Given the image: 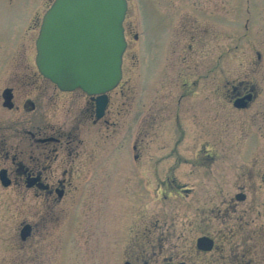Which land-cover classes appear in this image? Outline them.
<instances>
[{"label": "flooded vegetation", "instance_id": "obj_1", "mask_svg": "<svg viewBox=\"0 0 264 264\" xmlns=\"http://www.w3.org/2000/svg\"><path fill=\"white\" fill-rule=\"evenodd\" d=\"M206 5L209 21L206 30L212 32L213 0H206ZM29 15L24 27L17 29L0 62V185L12 189L16 195L31 197L29 206L14 207L15 215L21 217L20 243L14 258L2 259V264H50L51 258L41 253L39 245L66 244L63 235L69 233L67 211L69 203L76 199L79 234L75 239L81 243L96 234L99 243L109 245L106 264H262V222H232L231 226H226L227 232L219 231L226 242L221 246L218 232L209 228L212 211L199 209L198 228L203 225V229L195 233L190 250L183 252L175 242L181 240V234L177 233L180 221L160 220L161 227L152 222L150 194L166 197L190 191V188H182L175 172L181 164H195L197 155L181 156L177 143L168 150L160 144L155 147L148 138L152 129L148 123L144 126L146 140L142 141V156L136 153L133 157H118L123 144L127 154L129 146L134 151L138 143L132 140V124H125L131 138L127 142L118 143L110 134L116 131L122 110L115 105L113 90L105 96L88 95L80 89L62 90L43 76L36 65L38 10ZM176 23L179 31L182 24ZM249 23L247 19V30ZM259 26L261 23L253 30L258 32ZM225 31L229 30L225 28ZM231 48L233 45L228 46L227 60L223 61L228 75L225 76L227 91L223 94L225 105L237 111L260 109L264 104V97L257 91L263 67L260 50L255 48L258 60L245 65L242 59L234 66L229 59ZM188 68V73L179 68L186 91L196 82L191 77L194 71ZM132 118L130 110L129 120ZM2 176L7 186L3 185ZM239 194L243 199L237 198ZM246 197L243 186L235 199L244 201ZM119 201L130 207L121 205L124 214ZM224 211L222 222L230 223L229 207ZM26 213L28 215H24ZM60 214L65 219L58 232L60 236L48 240L52 230L47 234L44 230L52 228L62 218ZM25 227L28 234L24 237ZM202 238L210 239L211 245L208 240L199 243ZM34 245L38 246L33 248Z\"/></svg>", "mask_w": 264, "mask_h": 264}, {"label": "rangeland", "instance_id": "obj_2", "mask_svg": "<svg viewBox=\"0 0 264 264\" xmlns=\"http://www.w3.org/2000/svg\"><path fill=\"white\" fill-rule=\"evenodd\" d=\"M52 1L0 0V62L30 12L38 10L39 31L42 15ZM207 13L206 0H128L123 78L120 87L111 92L115 105L122 109L118 127L110 133L112 138L118 143L131 139L125 128L128 123L133 127L132 140L138 143V149L133 151L129 146L127 154L122 143L118 157H133L136 153L142 156L144 126L148 123L152 126L148 138L155 147L160 144L168 150L177 143L181 156L198 157L195 164H181L175 172L182 188L190 191L166 197L149 196L152 222L158 227L162 220L169 222L172 218L182 223L177 229L181 240H175L181 252L190 250L195 233L203 229L202 224L198 228L199 209L212 211L209 228L218 232L221 246L226 242L219 231L227 232L226 226L232 222L264 224V104L258 110L252 107L237 111L226 106L223 98L228 76L223 61L227 60L226 50L232 45L229 59L233 65L242 59L245 65L258 60L255 52L260 50L263 67L257 91L264 97V0H213L212 32L206 30ZM175 23L182 24L179 31ZM258 23L261 26L257 32L253 28ZM237 46L242 50L236 49ZM189 66L196 82L186 91L182 85L185 79L179 73L182 68L188 73ZM147 111L150 113L144 123ZM243 186L247 197L237 201L235 194ZM30 201L29 195H16L12 189L0 185V264L2 259L10 260L16 255L21 217L15 212L18 206H29ZM76 201L69 203L67 211L70 227L69 233L63 235L66 244L39 245L41 253L48 254L50 264H106L109 245L99 243L96 234L81 243L75 239L79 234ZM118 204L122 212L121 205L126 204L122 201ZM227 207L230 223L222 222ZM60 217L52 228H45V234L52 230L48 240L60 236L58 232L65 220L62 214ZM261 242L264 246V235ZM261 258L264 264V251Z\"/></svg>", "mask_w": 264, "mask_h": 264}, {"label": "water", "instance_id": "obj_3", "mask_svg": "<svg viewBox=\"0 0 264 264\" xmlns=\"http://www.w3.org/2000/svg\"><path fill=\"white\" fill-rule=\"evenodd\" d=\"M126 11L127 0H54L36 40L40 73L62 90L105 96L122 78ZM27 234L25 227L22 236ZM203 240L212 243L204 238L199 243Z\"/></svg>", "mask_w": 264, "mask_h": 264}]
</instances>
